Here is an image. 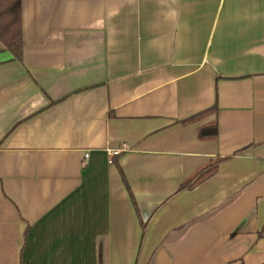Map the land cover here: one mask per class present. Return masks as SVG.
Here are the masks:
<instances>
[{
  "label": "crops",
  "instance_id": "crops-1",
  "mask_svg": "<svg viewBox=\"0 0 264 264\" xmlns=\"http://www.w3.org/2000/svg\"><path fill=\"white\" fill-rule=\"evenodd\" d=\"M21 5L0 264H264V0Z\"/></svg>",
  "mask_w": 264,
  "mask_h": 264
},
{
  "label": "trees",
  "instance_id": "trees-1",
  "mask_svg": "<svg viewBox=\"0 0 264 264\" xmlns=\"http://www.w3.org/2000/svg\"><path fill=\"white\" fill-rule=\"evenodd\" d=\"M21 0H0V42L10 51L16 60L22 61L23 42L21 28ZM215 112V108L211 110ZM218 134L217 125L213 124L201 129V135L206 138H215ZM220 160L199 170L185 187H190L211 173Z\"/></svg>",
  "mask_w": 264,
  "mask_h": 264
},
{
  "label": "built area",
  "instance_id": "built-area-1",
  "mask_svg": "<svg viewBox=\"0 0 264 264\" xmlns=\"http://www.w3.org/2000/svg\"><path fill=\"white\" fill-rule=\"evenodd\" d=\"M122 151H125V150H115V151H113L112 155H113L114 157L119 156V155L122 154Z\"/></svg>",
  "mask_w": 264,
  "mask_h": 264
}]
</instances>
